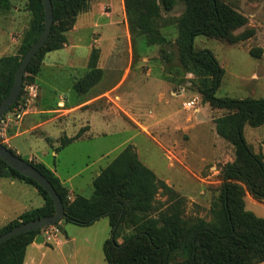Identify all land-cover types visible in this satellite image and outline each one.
<instances>
[{
	"label": "trees",
	"instance_id": "1",
	"mask_svg": "<svg viewBox=\"0 0 264 264\" xmlns=\"http://www.w3.org/2000/svg\"><path fill=\"white\" fill-rule=\"evenodd\" d=\"M27 1L32 17L18 52L0 58V102L12 86L22 57L44 29L42 0ZM180 1L184 5L183 12L173 18L164 17L162 12L171 11L177 0H124V9L131 34L144 35L149 46L159 45L164 60L171 61L176 57L180 69L194 75L192 83L203 101L212 108L226 110L215 119V130L232 145L234 158L221 166V183L209 209L211 218L183 217L185 198L157 178L142 163L130 143L93 179L90 197L76 194L70 199L68 188L53 171L41 162L28 161L45 175L60 196L66 214L62 220L86 226L100 217L108 218L110 237L102 246L108 264L262 263L264 217L246 209L244 197L249 192L257 200L264 199V154L252 149L243 130L246 124L252 127L264 124V97H217L215 92L224 70L211 52L194 47L197 35L237 43L251 37L253 30L235 33L246 25L247 17L225 0ZM51 2L53 25L50 35L27 66L20 96L7 112L20 103L24 85L33 82V77L40 73L45 55L64 46L67 41L65 33L75 25L77 16L90 6V0ZM10 7V0H0V11ZM167 25H174L177 31L173 44L162 31ZM98 58L99 51L93 48L87 70L73 82L72 90L77 95L87 93L101 80L103 70L97 65ZM85 129L82 127L71 137L62 135L55 151L79 138ZM0 177L28 183L44 199L41 206L25 210L2 226L0 234L22 222L54 213V203L48 192L1 158ZM158 193L166 196V200L157 204ZM124 228L131 229V232L125 234L119 243L117 238ZM40 231L23 232L0 243V264H23L26 247Z\"/></svg>",
	"mask_w": 264,
	"mask_h": 264
},
{
	"label": "rangeland",
	"instance_id": "2",
	"mask_svg": "<svg viewBox=\"0 0 264 264\" xmlns=\"http://www.w3.org/2000/svg\"><path fill=\"white\" fill-rule=\"evenodd\" d=\"M123 1L90 0L89 9L80 13L75 25L65 33L70 43L76 42L80 44V48L73 54L67 49L53 51L51 55L50 52L47 53L48 60L58 55L65 61L73 59L76 63L75 67L49 72L56 77L55 83L59 88L70 90V94L63 95L65 99L67 96L70 98L71 93L73 95V82L87 70L88 61L84 62L87 45L102 48L107 56L112 43L116 45L115 55L102 60L107 77L101 86L107 88L104 98L109 103L106 104L107 117L100 121L99 127L103 126L106 134L99 135L94 127V130L88 132L93 135V139H84L60 149L57 156H54L56 147L53 149L37 134H24L9 140V145L3 144L13 151L15 145L20 147L18 155L25 160L30 154L39 157L46 150L48 154L45 160L64 173L67 169L77 171L97 158L89 169L73 180L81 188V194L90 197L93 189L88 183L92 175L99 167L107 166L122 148L130 143L142 163L149 167L157 178L165 181L185 198L183 217H203L209 220V209L221 183V166L234 158L232 145L218 136L215 130V119L226 113V110L212 108L203 101L192 83L194 75L180 69L176 57L171 61L164 60L159 45L149 46L144 35L130 33ZM225 1L247 17L246 25L235 33L252 29L253 35L237 43L197 35L194 47L211 52L224 70L221 84L215 92L217 97H264V0ZM10 2L11 7L8 10L0 11V58L17 54L23 33L32 17L27 8V0ZM183 9V3L177 0L171 11H163L162 14L164 17L173 18L179 16ZM162 31L170 44H173L177 35L175 26L167 25L162 27ZM43 64L40 73L33 77L35 80L24 85L20 103L28 98L26 86L37 85V77L46 75ZM123 75L124 79L120 83ZM99 83L100 81L96 85ZM171 88H175V91L171 92ZM75 94L74 92V97ZM195 97L199 100L197 110L185 108L184 103ZM35 102L36 100L31 103L30 108ZM101 105L102 102L98 101L92 107L98 108ZM81 114L76 112L70 116L64 130L66 135L78 133L79 129H74L72 122L78 124ZM47 127L51 131L56 130L53 124ZM243 134L255 152L261 151L264 154V124L257 127L246 124ZM1 139L0 133V142ZM59 143L60 141L57 145ZM100 153H103V156L99 157ZM38 198L41 201V196ZM156 200L158 204L165 201L166 196L158 193ZM39 203L35 202L34 205L38 206ZM246 207L257 216L264 217L263 206L247 203ZM54 226L56 225L44 227L40 232H54ZM61 226L63 232L58 235L63 242L62 252L68 261L73 260L74 256L71 255L70 245L65 239V235L69 234H65L64 229L75 235L77 241L101 234L104 242L110 237L111 228L106 219H102L93 227L78 226L70 222H62ZM129 232L131 229H122L117 241L120 239L122 242L123 236ZM42 250L55 253V264H62L63 260L57 255L60 249L53 241L48 242L42 249L34 250L36 262L39 261Z\"/></svg>",
	"mask_w": 264,
	"mask_h": 264
},
{
	"label": "crops",
	"instance_id": "3",
	"mask_svg": "<svg viewBox=\"0 0 264 264\" xmlns=\"http://www.w3.org/2000/svg\"><path fill=\"white\" fill-rule=\"evenodd\" d=\"M74 29L75 30L77 29V25L75 26ZM94 40L98 41V39H94ZM87 46H88L87 50L84 52L85 63L88 61L91 50L93 49L91 45H87ZM79 48H80V44L76 42L70 43L69 37L67 36V42L65 43L64 47H62L59 50L65 51V49H67L68 51H70L71 54H73L75 53V50H78ZM97 49H99L100 51L98 67H100L103 70V76L100 80V83L96 85V87L93 90L84 94V96H79L75 94L74 97V92H73V95L71 93L70 98H68L67 96L65 97V99L63 95L70 94L69 93L70 90L67 91L64 88L63 89L59 88L55 83L57 82L56 77L53 74H50L49 72L53 70L63 69L66 67H75L76 63L74 62L73 59L72 60L70 59V61H65L62 59V57L58 55L48 60L47 57H49V54L51 55L53 51L47 54L43 64L44 65L43 67L45 69L44 71L47 73L46 75H40L37 77V82H38L37 86L39 91L38 100L36 99L34 105L22 117L20 121L11 123L9 124V126L4 127L0 131L2 134V139H1L2 143L9 145V140H12L21 135L37 134L40 139L44 140L49 146H51L54 149V147H57L59 145V144L57 145V143L59 142V138L62 135H66L64 133V130L66 128V123L68 122L70 116L76 112H81L82 114L80 115L79 118L80 121L78 122V124L72 122V124L74 125L73 128L80 130L82 127H85L86 129L79 138L75 139L67 146H70L75 143H79L84 139H89V140L93 139L94 138L93 135L88 134V132L94 130L93 129L94 127L97 130V132H99V135L106 134V132L104 131V127L103 126L99 127L100 121L105 120V117H107L108 107L106 104L109 103V101L106 98H104L105 94L107 93V88L105 86H101L103 81L105 82L107 77V73L105 71V67L103 65L104 63L102 60L105 59V57L109 59L115 55L114 51L116 50V45L112 43V48L110 49V53L108 54V56L107 54L103 53L102 48L98 47ZM70 53L68 52V54ZM123 79H124V75L120 78V83L122 82ZM174 91L175 88L173 89L171 88V92ZM98 101H101L102 105L98 108H93L92 106L94 105V103ZM86 105L87 106L91 105V106L86 107ZM103 123L102 125H104ZM52 124L56 128L55 131H51V129L47 127L49 125L52 126ZM57 134H61V135L59 136ZM74 135H66V136L71 137ZM14 150L17 154H20V147H17V145H15ZM47 154L48 152L46 150L39 157L35 156L34 154H30L27 160H31L34 162H41L51 171H53L54 174L59 178L61 183L68 188L70 199H73L76 194H81L82 192L81 188L79 187L78 184H75L73 180L83 171L89 169L96 162L97 158L95 160H92V162L90 163H86L83 168L77 171L74 170L70 171L69 169H67L66 172L64 173V171L63 172L60 171L58 167L56 166L52 167L45 160ZM57 155H58V151H54V156ZM101 156H103V153H100L99 157ZM101 169L102 168L99 167L98 171H96V173L92 175L88 183V186L92 185L93 179L100 173ZM92 189H93V185H92ZM39 196L41 195L38 193L37 189L34 186L24 181L14 178L0 177V228L9 221L17 218L25 210L41 206L44 202V199L41 196V201H39L38 198ZM244 199H245V207L247 206V203L251 204L252 206L264 207V201H263L264 199L261 201L257 200L253 198L249 192H246ZM35 202H40V203L37 206L34 205ZM102 219H106V223L109 225L108 218L106 216H103L96 219L92 224L83 227H93L97 225V223H99V221H101ZM62 222H67V221L60 220L59 224L54 226L57 232L54 235H52L49 239H48V235L44 231H42L41 233L44 237V241L42 243L33 241L26 247L23 264H43L46 259H48L47 260L48 264H55V257H54L55 253L53 254L49 250L46 251L42 250L39 261L36 262L35 260L36 258L34 255V250L42 249L44 245H46L50 241H53L54 244L59 247L60 250L59 252H57V255L60 257L61 260H63L62 264H108L104 258V254L102 250L103 236H101V234L98 237L94 235L91 238L84 237L83 241L80 240L77 241L75 235L68 233V231L64 229L65 234H69V235H65L66 236L65 239L70 245L71 255L74 256L73 260L68 261L64 257V254L62 252L61 247L63 242L61 239H59V235H58V233L62 234L63 232L61 226ZM118 242L121 243V240L119 239ZM47 262L45 264H47ZM257 264H264V262Z\"/></svg>",
	"mask_w": 264,
	"mask_h": 264
},
{
	"label": "water",
	"instance_id": "4",
	"mask_svg": "<svg viewBox=\"0 0 264 264\" xmlns=\"http://www.w3.org/2000/svg\"><path fill=\"white\" fill-rule=\"evenodd\" d=\"M42 4L44 9V29L38 39L28 48V50L22 57L15 71L12 86L6 97L0 102V121L4 114L9 110V108L16 102V100L20 96L23 86V77L26 72V68L31 62L32 58L35 56V54L45 44L46 40L50 35L51 28L53 25L52 2L51 0H42ZM0 158L24 176L36 181L48 192L50 198L53 200L54 203V213L50 215H44L42 217L32 219L26 222H22L14 226L10 230L0 234V243L23 232H27L34 229H42L44 227L54 225L60 220L66 218L61 198L54 189L51 182L45 177L44 174H42L37 168H35L28 160H25L17 154L13 153L2 142H0ZM43 241L44 237L42 233L39 232L34 238V242L42 243Z\"/></svg>",
	"mask_w": 264,
	"mask_h": 264
},
{
	"label": "built area",
	"instance_id": "5",
	"mask_svg": "<svg viewBox=\"0 0 264 264\" xmlns=\"http://www.w3.org/2000/svg\"><path fill=\"white\" fill-rule=\"evenodd\" d=\"M28 98H26L25 102L19 103L16 107H14L11 111L6 112L4 116L1 118L0 121V131L4 128L9 126V124L18 122L22 119V117L28 112L31 103L35 101L39 95L38 87L35 84H29L26 86ZM199 104V100L197 97L190 99L184 103L185 108L187 109H196L197 105ZM5 117V119H4ZM1 133V132H0ZM2 136V134H1ZM57 230L54 228V232L49 233L45 231L48 235V239L54 235Z\"/></svg>",
	"mask_w": 264,
	"mask_h": 264
}]
</instances>
